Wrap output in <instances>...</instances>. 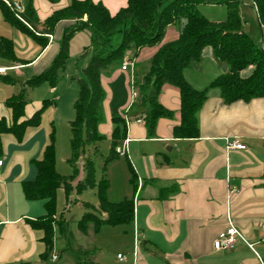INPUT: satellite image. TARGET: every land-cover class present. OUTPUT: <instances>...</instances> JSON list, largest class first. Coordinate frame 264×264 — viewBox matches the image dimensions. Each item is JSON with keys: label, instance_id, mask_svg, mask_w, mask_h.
<instances>
[{"label": "crops", "instance_id": "crops-1", "mask_svg": "<svg viewBox=\"0 0 264 264\" xmlns=\"http://www.w3.org/2000/svg\"><path fill=\"white\" fill-rule=\"evenodd\" d=\"M71 1L23 0V3L25 8L30 5L35 10L42 24ZM92 1L102 3L112 16L128 4V0ZM3 4L7 6L0 0V41L12 42L17 57L27 62L16 63L0 57V68L6 70L5 74H0V121L6 119L10 125L12 111L6 101L51 66L59 53L65 30L76 21H61L50 36L34 32L37 39L5 19ZM254 16L258 32L263 36L264 29L255 8ZM41 24L38 32L44 29ZM178 30L179 37L181 28ZM41 38L48 39L42 51ZM262 46L264 49V43ZM158 48H143L140 55L145 51V59L138 58L135 63L149 60ZM207 49L202 60L184 73L190 85L198 90L207 88L214 79L228 72V66L216 62L213 51ZM10 71L15 73L17 80L8 75ZM134 71V63L125 71L121 64L112 73L102 76L106 123L100 124L99 131L110 140L112 119L119 116L128 121L127 139L119 147H124L125 153L120 156L127 157L126 162L133 169L137 183L134 188L128 165L130 180L114 192L117 201H110H134V221L123 224L131 228L127 246L131 254L125 257L119 253L117 260L107 264H264V99L225 105L219 90L210 89L208 100L199 113V138L176 139L173 130L181 122L180 93L174 86L165 85L159 102L172 112V118L160 119L154 135L150 136L144 121L137 119L141 116L140 110L133 116L127 115L138 93L133 86ZM35 88L28 89L29 103L24 120L31 118L47 100H31L30 91ZM49 92L55 94V88L50 87ZM115 93L119 94L120 102H114ZM55 106L56 102L51 107ZM44 129L42 123L27 129L21 142L12 135L2 137L0 264L42 261L44 234L41 229L34 228L32 222L47 214L45 201L27 200L23 183L36 180V162L43 159L49 146ZM233 140L245 145L246 149L228 150ZM231 225L242 234L245 242L238 239L233 250H216L214 242ZM105 226L108 225L102 226L97 233ZM248 245H252L254 251Z\"/></svg>", "mask_w": 264, "mask_h": 264}, {"label": "trees", "instance_id": "trees-1", "mask_svg": "<svg viewBox=\"0 0 264 264\" xmlns=\"http://www.w3.org/2000/svg\"><path fill=\"white\" fill-rule=\"evenodd\" d=\"M53 2L58 0H51ZM258 21L264 29V0H252ZM201 5H225L227 17L224 20H211L200 14ZM241 0H128L125 8L112 16L102 3L92 0H72L64 9L55 11L44 23H40L35 10L27 5L22 17L26 24L19 21L10 9L3 4V13L7 21L22 32L34 36L53 35L56 26L63 20H75L74 26L67 28L60 43L59 53L51 66L42 74L28 81L19 94L6 101L12 111V124L6 119L0 121V158L3 156L2 137L12 135L21 142L27 129L38 127L43 112L55 104V100H44L42 107L31 118L24 120L25 108L29 103L28 89L43 83L55 88L69 57V44L72 37L80 31L90 33V45L84 54L91 59L85 67L83 79H75L79 87V96L75 103L76 117L69 124L71 131L72 158L69 160L73 174L63 177L56 172V157L52 143L46 148L43 159L36 162L35 181L23 183L25 198L29 201H45L47 214L32 222L34 228L43 231L42 241L45 251L41 259L50 264L53 259V238L61 235L69 240V220L62 215L55 220V193L58 188L65 190L66 196L75 188L77 192L84 188L95 187L93 161L85 156L86 148L98 153L100 143L106 139L99 131L103 120L105 92L102 76L113 67L121 65L129 58L135 65L133 86L137 90V99L130 109L140 110L142 119L150 134L154 135L160 119H171L172 112L159 102L160 93L165 85L174 86L180 93L181 122L174 127L176 139H197L200 136L199 113L208 100L210 89H217L225 105L237 102H251L264 99V49L256 46L253 39L244 31L240 15ZM86 18V20H83ZM182 21L179 37L159 46L158 51L147 61L136 64L143 48L154 47L162 42L168 26ZM43 25L42 32L38 26ZM40 37V36H39ZM39 39V38H37ZM47 38H41V51L46 47ZM206 47H211L215 61L228 66V72L214 79L202 90L195 89L185 77V71L202 60ZM0 57L11 62L23 63L10 41H0ZM251 68L249 76L243 77L242 71ZM111 149L104 157L105 167L111 161L120 159L117 149L128 136L125 117L112 119ZM53 136V135H52ZM127 161V157L124 156ZM78 163L80 166L78 167ZM132 183L137 186L133 169ZM84 173L83 179H80ZM76 183V185H74ZM108 182L103 177L98 185L99 206L85 211L79 221V230L87 234L92 228L99 232L104 225L118 226L134 221L135 209L132 199L113 203L107 198ZM87 207V206H86ZM78 255L87 254L79 249ZM78 264H97L93 260Z\"/></svg>", "mask_w": 264, "mask_h": 264}, {"label": "rangeland", "instance_id": "rangeland-1", "mask_svg": "<svg viewBox=\"0 0 264 264\" xmlns=\"http://www.w3.org/2000/svg\"><path fill=\"white\" fill-rule=\"evenodd\" d=\"M200 14L211 20H224L227 17V10L225 5H201L198 7ZM240 15L246 29V33L251 36L254 43L258 47H262L263 36L258 32L257 21L254 16V5L252 0H241ZM255 20V21H254ZM181 22L168 26L165 31L162 42L154 47H147L143 50H152L158 48L163 43L174 41L178 38L177 32L181 28ZM90 33L88 31L77 32L69 44V57L63 72L60 75L59 81L55 87V94H50L49 83H44L39 87L30 91L29 98L31 100H55L56 106L47 108L41 115V122L44 126L45 135L49 144L52 143L56 157V172L63 176L69 177L73 174V168L69 163L72 158L71 146V131L69 124L74 121L76 117L75 103L79 96V87L75 79L84 78V69L88 65L91 56L84 54V48L90 44ZM207 50H212L211 47H206ZM145 51L138 60L145 59ZM211 52V51H210ZM143 61V60H142ZM123 62L131 64L129 58H125ZM117 67V66H116ZM116 67H113L106 74L112 73ZM252 69L247 68L242 71L241 75L247 77L251 74ZM8 75L16 79L15 73L10 71ZM105 75V74H104ZM114 89V88H113ZM115 92V89L113 90ZM137 92V90H136ZM116 94L115 103L120 102L119 94ZM54 106V105H53ZM104 108V106H103ZM137 111L129 109L127 115L133 116ZM106 123V118L103 112V120L101 124ZM53 135V136H52ZM98 153H94L91 148H86L85 156L93 161V171L95 176V187L84 188L77 192L73 188L66 196L63 188H58L55 193V220H60L64 215L69 220L74 218V222L69 224V240L65 237L56 235L53 238L54 250L50 260V264H78V260L88 261L93 260L100 264H107L108 261L117 260V255L120 253L125 257L131 254L127 250L129 235L131 236V228L129 225L118 227L105 226L100 233H94L90 228L87 235L79 230V221L82 219L85 211L89 208H98L99 193L98 185L104 177L108 182L107 198L115 199L114 195L117 190L126 184V180H130V172L128 163L123 157L118 160L111 161L105 167L104 157L108 156L111 149V142L105 139L100 144ZM80 163H78V167ZM84 173H81L80 179H83ZM76 185V183L74 184ZM120 201V200H119ZM87 206V207H86ZM126 232V233H125ZM129 234V235H128ZM82 249L87 251V254H77V250ZM60 255V256H59ZM33 264H46L43 261Z\"/></svg>", "mask_w": 264, "mask_h": 264}, {"label": "built area", "instance_id": "built-area-1", "mask_svg": "<svg viewBox=\"0 0 264 264\" xmlns=\"http://www.w3.org/2000/svg\"><path fill=\"white\" fill-rule=\"evenodd\" d=\"M4 3L7 5V7L10 9V11L15 15V17L26 24L24 21L22 14L25 13V6L23 3V0H18L15 2H9L7 0H4ZM27 25V24H26ZM28 26V25H27ZM129 66L128 63L123 62L122 64V70H128ZM6 70L4 68H0V74H5ZM228 150H245L246 146L237 142V141H231L228 146ZM117 153L119 155H123L125 153V148H118ZM3 165V160H0V167ZM238 239H241L245 242L242 234L233 226L231 225L225 232L221 233L219 237L214 242V248L216 250H233L235 248V244ZM251 250L254 251L252 245H248ZM118 258L120 260H123V256L119 255ZM55 259V257L53 258Z\"/></svg>", "mask_w": 264, "mask_h": 264}]
</instances>
